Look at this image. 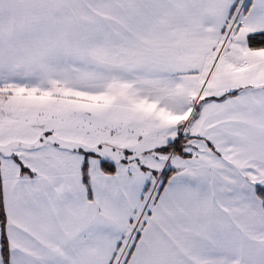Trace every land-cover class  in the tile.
<instances>
[{"label": "crops", "instance_id": "0c3cea01", "mask_svg": "<svg viewBox=\"0 0 264 264\" xmlns=\"http://www.w3.org/2000/svg\"><path fill=\"white\" fill-rule=\"evenodd\" d=\"M240 4L244 13L224 37ZM217 13H225L222 23ZM263 31L264 0H0V93H13L18 108L40 109L41 100L35 94L26 100L25 92L84 91L91 44L114 45L109 51L127 45L137 56L130 63L134 75L195 86L180 126L191 136L190 156L174 154L166 163L174 171L144 217L126 264H264L250 255L264 251V205L255 188L264 186V47L250 48L246 40ZM207 81L210 90H203ZM234 90L224 100H202ZM198 101L199 114L189 120ZM38 114L37 121L28 116L22 122H58ZM60 151L67 158L61 165L40 149L45 161L24 159L20 149L0 155V264L3 239L8 264L116 259L150 170L115 165V173L92 172L89 164V191L83 154L51 150ZM15 156L33 176L22 174Z\"/></svg>", "mask_w": 264, "mask_h": 264}, {"label": "rangeland", "instance_id": "374dc122", "mask_svg": "<svg viewBox=\"0 0 264 264\" xmlns=\"http://www.w3.org/2000/svg\"><path fill=\"white\" fill-rule=\"evenodd\" d=\"M240 9L241 7L226 21L228 26L224 37H230L234 33L243 12ZM217 14V21L222 23L225 13ZM99 46L106 48L100 51ZM113 46L90 45V80L89 85H84V91L81 86H64L57 92H25L26 100H33L34 94L36 100H41L40 109L22 105L18 108L17 103L13 102L17 98L11 97L13 93H0V155H11L20 149L24 159L45 161L41 156L43 155L47 159H55L54 164L61 165L66 152L56 154L51 150L57 148L77 151L82 148L119 167L124 165L135 170L140 166L149 168L150 182L142 197L140 209L112 263L126 264L144 217L162 186L163 171L160 170L174 155L155 152L154 149L183 134L180 126L186 124L189 104L197 96V91L195 86L192 89L179 81L167 83L161 77L132 74L135 70L131 69L130 63L137 60V56L131 55L127 45H116L118 50L109 51L108 48ZM210 86L211 82L207 81L203 90H210ZM25 111L27 112L23 114ZM39 112L41 120L51 117L58 122H22L24 117L29 119L28 116L37 121ZM175 129L179 132L172 137ZM19 131L21 139L16 135ZM39 132L42 134L39 135ZM39 149L41 155L38 154ZM88 160L91 171H99V157L90 156ZM152 170L158 172L153 173ZM262 240L260 237V242ZM250 255L264 260V251H254ZM250 264L259 263L251 260Z\"/></svg>", "mask_w": 264, "mask_h": 264}, {"label": "trees", "instance_id": "16d2710c", "mask_svg": "<svg viewBox=\"0 0 264 264\" xmlns=\"http://www.w3.org/2000/svg\"><path fill=\"white\" fill-rule=\"evenodd\" d=\"M247 40V44L250 48H262L264 47V31L263 32H258V33H252L249 34L246 38ZM238 93V90H234L231 92H226L220 96H210V97H206L202 100H224L225 98L229 97V96H234ZM200 111V103L199 101L197 102V104L195 105L194 111L191 114L189 120H194ZM191 136L189 135H185V134H181V136L177 139L175 138L174 140H171L163 145H160L158 147H156L154 149L155 152H162V153H173L176 154L178 153L181 156L184 157H188L190 156V153H188L185 150V147L187 145V141L189 140ZM78 152H80L81 154H83L84 156V160L82 163V180L83 183L85 184V186L87 187V189L90 191V179H89V174H88V169H89V160L88 158L90 156H96L99 157L100 159V167L102 172L104 173H115L116 172V167L115 165L111 162L108 161L104 158H101L99 155H97L96 153H93L91 151L79 148L77 149ZM19 163H20V167H21V172L22 174H29L31 176L34 175V172L27 167L22 161H20L18 159L17 156L14 157ZM141 169L143 171H148L149 168H147L146 166H141ZM174 168H166L163 170L162 174H161V179H162V184H164L167 179L171 176V174L173 173ZM153 173H157L156 170H152ZM256 188V192L258 194V196L260 197V199L263 202L264 205V186L257 184L255 186ZM1 220L3 223L4 217H3V212L1 210ZM2 227H4V224L2 225ZM2 254H3V259H4V263L8 264V244L7 242L3 239V243H2Z\"/></svg>", "mask_w": 264, "mask_h": 264}, {"label": "built area", "instance_id": "2783aa9c", "mask_svg": "<svg viewBox=\"0 0 264 264\" xmlns=\"http://www.w3.org/2000/svg\"><path fill=\"white\" fill-rule=\"evenodd\" d=\"M240 11H243V12H244V5L241 6ZM243 12H242V14H243ZM240 13H241V12H240ZM240 13H239V16H240ZM242 14H241V16H242ZM239 16H238V17H239ZM241 16H240V17H241ZM240 17H239V18H240Z\"/></svg>", "mask_w": 264, "mask_h": 264}]
</instances>
